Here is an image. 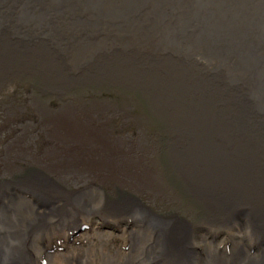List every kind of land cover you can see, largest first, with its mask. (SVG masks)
Segmentation results:
<instances>
[{"label": "bare ground", "instance_id": "obj_1", "mask_svg": "<svg viewBox=\"0 0 264 264\" xmlns=\"http://www.w3.org/2000/svg\"><path fill=\"white\" fill-rule=\"evenodd\" d=\"M31 1L0 0V81L119 89L161 136L153 161L90 136L102 120H54L53 175L0 183V264H264V0ZM73 165L91 183L65 188ZM158 168L197 215L159 207ZM93 217L122 233H92Z\"/></svg>", "mask_w": 264, "mask_h": 264}, {"label": "rangeland", "instance_id": "obj_2", "mask_svg": "<svg viewBox=\"0 0 264 264\" xmlns=\"http://www.w3.org/2000/svg\"><path fill=\"white\" fill-rule=\"evenodd\" d=\"M32 1L28 3L26 7L27 11H30L29 9L31 6L35 5L37 2L36 0L34 2ZM43 1L44 0H41L39 4L41 5ZM172 2L178 5L180 0H173ZM106 6L111 7L112 5L106 4ZM101 7L108 9L104 5H101ZM84 12L85 13L80 15L79 18L78 16L76 18L81 21L83 19H88V16H92V19H95L90 12L97 13L98 11L90 8ZM65 16L69 19L74 18V13L70 12ZM59 19L60 16L56 15V20ZM60 21L61 20H59V22ZM89 28V26L86 27L87 32H85V34L89 33L90 36L97 35V40L101 39L99 35L102 31L101 26L92 29ZM112 29L113 33L119 32L120 30L115 27ZM85 72V74H92L89 71ZM25 81L26 80L19 79H6L0 81V123H2V125L0 124V183L2 181L12 180L13 177H16L15 173H18L21 169L30 168L31 170H41L47 174L53 175L51 172L47 171L44 166L46 165L54 172L56 168L58 169V165L53 160L57 159L59 162L62 161L58 155L57 157L53 156L54 154L50 152V148L55 150V143L45 144L42 137L46 136V134L52 135L54 120L65 116L63 120L66 121L65 119L68 115L70 116L68 122H79L78 118L102 120L104 129H93L92 132L88 130L90 133H88L87 130H82L84 135L87 133L90 134V136L110 135L115 138V140H120V137H122L126 139L125 147L131 149L132 146H135L139 155L144 153L142 149L145 148L148 150V154L151 155V159L153 161L155 160L159 149L158 140L161 134L153 130L152 127H154V122L149 119V115L145 114L143 110L137 108L136 105L138 101H136L133 96L121 93V91L118 93L119 89L117 90L109 87L100 89L83 87L79 89L80 92H77L74 91L76 88L71 86L67 87L70 89L61 95L46 94L42 92L39 87H31ZM75 93H77V95H75ZM72 99L75 100V102H79L72 103ZM93 101H98L99 104L104 105V107H102L105 110L103 111L104 114L95 111V113L87 115L90 110L89 107L95 106ZM96 116H100L101 119H96ZM87 137L88 135L86 138ZM91 144L92 143L86 144L85 147L88 148ZM42 152H44L45 155H43ZM137 159H139V157H137ZM8 166L10 169H8ZM78 167L79 166L73 165L70 172L62 176L66 182L65 188L84 187L88 183H91L89 180L87 181L85 179L87 177V174H85L86 172L80 169L81 167H79V170ZM156 176L158 183L157 188L160 192V199L156 201L159 202V207L161 209L173 213L181 211L184 214H182V216L185 218L188 216L192 218L193 215L198 214L194 212L195 210H193L191 206L184 203L175 191L167 186L168 184L165 183L166 176L161 169L156 171ZM123 177L126 178V176ZM117 190L120 191V189ZM91 220L97 227L95 230H92V233L95 231L100 233L111 232L114 237L122 233V228L117 230L115 225L108 226L102 223L99 218L93 217ZM87 228L89 229L90 226L86 227V229ZM83 238L84 237L81 239L83 240ZM79 242H81V240ZM111 243L112 246H110V248L117 247L121 249L120 245L115 241ZM100 244L102 245L101 242L97 243V247H100ZM65 248L67 250L70 247L68 248V246H66Z\"/></svg>", "mask_w": 264, "mask_h": 264}]
</instances>
